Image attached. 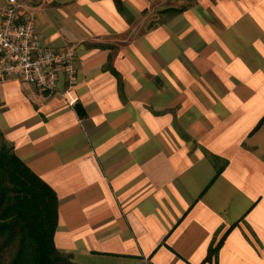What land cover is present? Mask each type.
<instances>
[{
	"label": "crops",
	"instance_id": "crops-1",
	"mask_svg": "<svg viewBox=\"0 0 264 264\" xmlns=\"http://www.w3.org/2000/svg\"><path fill=\"white\" fill-rule=\"evenodd\" d=\"M166 1L23 0L77 75L1 80L0 134L72 264H264V0Z\"/></svg>",
	"mask_w": 264,
	"mask_h": 264
},
{
	"label": "trees",
	"instance_id": "trees-1",
	"mask_svg": "<svg viewBox=\"0 0 264 264\" xmlns=\"http://www.w3.org/2000/svg\"><path fill=\"white\" fill-rule=\"evenodd\" d=\"M57 218L55 193L0 134V264H72L54 246Z\"/></svg>",
	"mask_w": 264,
	"mask_h": 264
},
{
	"label": "built area",
	"instance_id": "built-area-1",
	"mask_svg": "<svg viewBox=\"0 0 264 264\" xmlns=\"http://www.w3.org/2000/svg\"><path fill=\"white\" fill-rule=\"evenodd\" d=\"M23 0H6L0 20V81L17 77L21 83L58 94L60 78L71 85L77 75L71 50L52 51L38 45L34 21H20Z\"/></svg>",
	"mask_w": 264,
	"mask_h": 264
},
{
	"label": "rangeland",
	"instance_id": "rangeland-1",
	"mask_svg": "<svg viewBox=\"0 0 264 264\" xmlns=\"http://www.w3.org/2000/svg\"><path fill=\"white\" fill-rule=\"evenodd\" d=\"M165 5H166V6H170V5H172V2H171L170 0H167V1L165 2ZM181 6H185V4H184V3H181ZM153 16H154L153 14H150V13H149V16H148V18H147V25H148V26H152L153 24H155L157 18H155V17H153Z\"/></svg>",
	"mask_w": 264,
	"mask_h": 264
}]
</instances>
